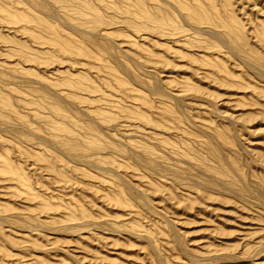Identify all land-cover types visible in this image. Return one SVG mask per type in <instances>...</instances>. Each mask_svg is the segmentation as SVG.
I'll return each instance as SVG.
<instances>
[{"label":"rangeland","instance_id":"rangeland-1","mask_svg":"<svg viewBox=\"0 0 264 264\" xmlns=\"http://www.w3.org/2000/svg\"><path fill=\"white\" fill-rule=\"evenodd\" d=\"M0 264H264V0H0Z\"/></svg>","mask_w":264,"mask_h":264}]
</instances>
